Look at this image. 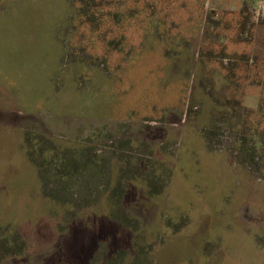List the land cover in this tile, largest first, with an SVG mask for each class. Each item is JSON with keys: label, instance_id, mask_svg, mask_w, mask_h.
I'll return each mask as SVG.
<instances>
[{"label": "rangeland", "instance_id": "obj_1", "mask_svg": "<svg viewBox=\"0 0 264 264\" xmlns=\"http://www.w3.org/2000/svg\"><path fill=\"white\" fill-rule=\"evenodd\" d=\"M12 8L0 264H264V0Z\"/></svg>", "mask_w": 264, "mask_h": 264}, {"label": "trees", "instance_id": "obj_2", "mask_svg": "<svg viewBox=\"0 0 264 264\" xmlns=\"http://www.w3.org/2000/svg\"><path fill=\"white\" fill-rule=\"evenodd\" d=\"M237 128V127H236ZM212 129H205V132H206V136H204V140L206 141L207 145H208V142H211L213 141L214 139L212 137L214 136H211V132H212ZM244 129V128H243ZM213 139V140H212ZM247 142H246V138H239V140L237 139H234L233 142L231 143L230 142V145L231 147H234V149L238 150V155H245L247 156L246 154V151L244 150L246 148L247 149V146H246ZM212 177H215V175L212 173ZM216 178V177H215ZM217 179V178H216ZM228 187V186H227ZM226 191V190H225ZM211 192V191H209ZM206 198V197H205ZM223 198V197H222ZM208 199L209 202H213L215 201L217 204H212V205H219L220 204V200H215L214 199V195L213 194H209L208 197L206 198V200ZM219 199V198H217Z\"/></svg>", "mask_w": 264, "mask_h": 264}, {"label": "crops", "instance_id": "obj_3", "mask_svg": "<svg viewBox=\"0 0 264 264\" xmlns=\"http://www.w3.org/2000/svg\"><path fill=\"white\" fill-rule=\"evenodd\" d=\"M40 0H0V5H2V6H6V5H9V6H11V5H14V8H12L13 10H15L16 8H17V6H18V4H21V5H23V3L24 4H28V5H31V4H33V3H37V2H39ZM50 1V0H49ZM19 2H21V3H19ZM0 12H5V11H1L0 10ZM12 13H15V12H12ZM49 15H51V14H49ZM208 124L210 125V126H212V125H215V122H214V115L212 114L211 115V118H210V120L208 121ZM204 142V141H203ZM223 201V200H222Z\"/></svg>", "mask_w": 264, "mask_h": 264}]
</instances>
